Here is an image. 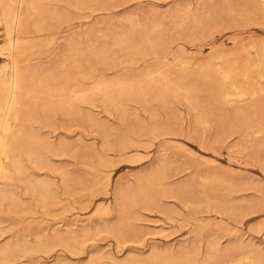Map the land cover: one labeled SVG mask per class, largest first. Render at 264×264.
<instances>
[{"label": "rangeland", "instance_id": "374dc122", "mask_svg": "<svg viewBox=\"0 0 264 264\" xmlns=\"http://www.w3.org/2000/svg\"><path fill=\"white\" fill-rule=\"evenodd\" d=\"M40 1L42 18L19 33L14 53L29 73L17 123L47 145L39 167L23 156L21 173L0 177V243L26 227L22 242L33 245L31 226L71 239L0 264H264V131L252 127H264V0ZM70 62L72 79L52 78ZM118 89L129 92L105 98ZM63 96L73 112L48 107ZM158 163L152 185L138 188ZM33 174L55 187L46 207L25 191ZM116 182L125 187L118 210ZM96 218L119 227L120 241L82 238Z\"/></svg>", "mask_w": 264, "mask_h": 264}, {"label": "bare ground", "instance_id": "6f19581e", "mask_svg": "<svg viewBox=\"0 0 264 264\" xmlns=\"http://www.w3.org/2000/svg\"><path fill=\"white\" fill-rule=\"evenodd\" d=\"M39 2L41 1L40 0H0V57H2V55H6L9 58L8 61H6V59L4 58L0 59V177H2L5 174L10 173L11 171H14L17 173L22 171V157L23 156L30 159L31 162L35 164L34 166L36 168L39 167V165L43 163V160H44L41 148L47 145V141H45V139L43 138L40 139L36 137L37 134L35 136L32 132H29L28 130L18 127L17 120H19L20 118H23V114L26 115L25 113L26 103L24 102L25 97H21V96L26 95L27 93V90L29 87L28 86L29 85L28 84L29 73L24 68L18 65V59L16 58V56H14L15 52L16 53L18 52L17 54H20L23 51V48L19 44L20 41L18 40L20 39L19 33L24 32L27 29V26H29L31 23L33 22L38 23L40 18H42L41 12L39 11V6H40ZM175 11H172L171 14L174 15L176 13ZM207 18H208L207 15L199 14L197 17H195V20H194L195 26L200 27V29L202 30L205 29L209 25ZM131 22L132 23L130 25H134L133 21ZM152 22L154 23V21ZM261 22L264 24V16ZM154 25L156 26L157 23ZM11 29H14L16 31L17 33L16 37L11 36V33H10ZM142 30H145V29H142ZM65 46H66V50H71V51L73 50L72 42L66 43ZM65 65L66 66L63 72L60 73V75H55L52 78H55V79L64 78L65 80L72 79L73 78V63L72 62L67 63V64L65 63ZM48 80L49 79L46 78V81ZM214 81L216 82V80ZM175 87H177V85H175V83L170 82V83H166L163 88L164 90L165 89L171 90L172 88H175ZM126 90L127 89H118V91L114 93L107 91L105 93V98L109 100V98H111L112 96L116 94L122 95L124 93H128L129 91H126ZM56 93L57 92H55L53 95L55 96ZM58 94H61L60 96L64 95L63 92H59ZM58 94H56V96ZM53 95L52 96L50 95V96L53 97ZM216 95L220 96L221 92H217ZM64 96L55 102L52 101L49 106L48 104L46 106L50 107V109L54 110L56 113H59V114L60 113L68 114L69 112H73L72 111L73 106L71 103L72 101H70V99L66 101ZM157 96L159 97L163 96V89L162 91L161 90L157 91ZM52 99L50 98L49 102ZM252 127H259L260 131L262 132L264 131V127L262 126L260 127V125L259 126L255 125ZM252 127L247 126L245 129V133L250 132L248 130L252 129ZM15 143H19V144L21 143V147L23 146L22 144H25V146L26 145L27 146L21 148L20 152H17L15 150ZM66 148H67L66 143H60L57 147L58 150L60 149L63 150ZM161 168H162L161 163H158V165H156L155 168L151 172L139 176L136 179V186L146 191V188L152 185V182L150 181L151 180L150 176L155 173H158L161 170ZM60 174H61L62 184H64V187H68L70 174H68V172L65 169H60ZM25 179H26V182H25L26 186L24 187L26 189L25 191L29 193L30 195L32 194L33 196H35L34 201H36V205H39V206L45 205L46 207V204L49 203L48 201L55 198L56 194L53 191V188L55 187L53 186L52 188V183L48 181L46 178L45 179H42L40 177L37 178V176L34 177V174H33L30 176L28 175V177H25ZM7 189L8 188L0 187V206L3 205V203L1 202V197L3 200L4 194L7 193L5 192ZM124 191H125V187H123L121 182L117 183L115 187L113 188L114 202H115V206L117 207V210L120 209L121 206L125 203V192ZM29 228L30 227H27V231H29L28 230ZM51 228H52L51 233L45 236L44 233L41 231L43 228L41 230L40 229L36 230V227L33 228L31 226L30 232L36 231L35 232L36 235H34L36 237L35 239L36 241L35 242L33 241L34 242L33 245L29 244V246L26 245L25 243L26 241L22 242L23 240H25V239L22 240V238H24V235H26L25 234L26 231H24L26 230V227L22 228L23 231L19 230L20 233L19 231H17L16 235L13 236L14 238L16 237L14 240L12 241L6 240V242L0 243V263H6L14 259L13 257L23 256L25 253H28V252L49 251L51 245H53L54 242L56 241H59V242L61 241V243L63 244L65 242L69 243V239H71V238H68L67 236L69 234L67 235L65 234L66 235L65 236L64 233H61L57 228L55 227H51ZM79 230H80L79 233L82 238L88 236L91 232L96 233V234L100 232L111 233L116 237L117 241H120V239L123 237L122 230L119 227H114L112 225L109 226L107 222L98 221L97 218L96 220H93L92 223L81 225ZM156 256L157 255L154 253L153 257H156ZM171 258L176 259L178 257L172 256ZM37 264H44V263L38 261ZM86 264H93V263H86Z\"/></svg>", "mask_w": 264, "mask_h": 264}]
</instances>
